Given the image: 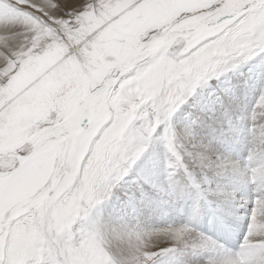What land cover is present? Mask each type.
<instances>
[{
  "label": "snow or ice",
  "instance_id": "obj_1",
  "mask_svg": "<svg viewBox=\"0 0 264 264\" xmlns=\"http://www.w3.org/2000/svg\"><path fill=\"white\" fill-rule=\"evenodd\" d=\"M0 264H264V0H0Z\"/></svg>",
  "mask_w": 264,
  "mask_h": 264
}]
</instances>
